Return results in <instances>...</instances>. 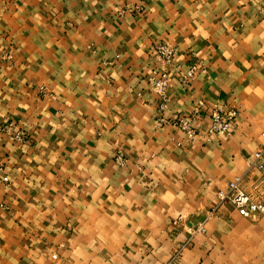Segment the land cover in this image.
<instances>
[{"label":"crops","instance_id":"1","mask_svg":"<svg viewBox=\"0 0 264 264\" xmlns=\"http://www.w3.org/2000/svg\"><path fill=\"white\" fill-rule=\"evenodd\" d=\"M158 42L205 66L168 93L197 140L156 126ZM263 133L264 0H0V264H264V213L220 199L236 176L264 196Z\"/></svg>","mask_w":264,"mask_h":264},{"label":"built area","instance_id":"2","mask_svg":"<svg viewBox=\"0 0 264 264\" xmlns=\"http://www.w3.org/2000/svg\"><path fill=\"white\" fill-rule=\"evenodd\" d=\"M142 11L143 8L137 9ZM154 61L150 67L148 82L151 91L159 97L156 113V126L160 129L171 126L180 130L189 140H197L201 137V132L195 125L192 116L180 115L177 117H169L168 93L172 83L175 80H180L183 84L188 85L198 71H205V66L199 64L192 66L188 71H183L177 64V54L175 48L164 42H158L153 45ZM41 92L47 94L46 88L41 87ZM205 104L199 101L194 107V113L198 114L203 109ZM210 123L207 135L209 137H228L231 136L234 129V119L238 117V110H226L220 106L210 110ZM2 132L12 136L18 140L25 139L23 130H16L14 123L6 124L1 128ZM264 136V133H263ZM263 152L255 153V164L260 171L261 182H264V162L262 161ZM116 161L121 166L127 164V157L123 150H118ZM1 171V169H0ZM3 182L8 185L10 179L8 176L3 177ZM243 177L236 176L232 179L226 191L220 193L221 201H230L235 208L238 209L241 215L251 217L252 215L264 213V196L256 197L251 195L242 186ZM196 232L205 233L206 228L201 225Z\"/></svg>","mask_w":264,"mask_h":264},{"label":"rangeland","instance_id":"3","mask_svg":"<svg viewBox=\"0 0 264 264\" xmlns=\"http://www.w3.org/2000/svg\"><path fill=\"white\" fill-rule=\"evenodd\" d=\"M3 179V178H2ZM3 181V180H2Z\"/></svg>","mask_w":264,"mask_h":264}]
</instances>
